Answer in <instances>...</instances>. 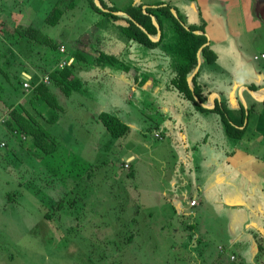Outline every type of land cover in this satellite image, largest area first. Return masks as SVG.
Instances as JSON below:
<instances>
[{
  "label": "rangeland",
  "instance_id": "1",
  "mask_svg": "<svg viewBox=\"0 0 264 264\" xmlns=\"http://www.w3.org/2000/svg\"><path fill=\"white\" fill-rule=\"evenodd\" d=\"M45 1L36 0L23 19L15 16L17 25L34 21L37 38L22 37L13 49L18 26L8 19L7 30L0 28L6 84L0 89V264H264V189L248 173L227 174L225 154L223 160L198 154V160L147 148L162 137L157 129L167 118L166 102L181 98L171 81L172 50L142 45L139 51L119 29L123 21L98 14L88 0L48 24ZM108 1L127 7L133 0ZM143 1H166L183 22L205 24L218 63H203L201 70L219 76L209 87L218 82L229 89L248 79L264 86V14L258 9L264 0L223 7L210 0L205 15L195 0ZM171 28L166 22L164 29ZM127 49L140 59L126 63ZM101 51L119 59L122 71L99 65ZM135 66L145 68H137L140 73ZM14 110L37 120L42 144L7 128ZM101 111L120 115L131 132L111 136L98 120ZM53 112L55 123L49 121ZM233 146L223 137V152ZM130 150L144 154H134L131 163Z\"/></svg>",
  "mask_w": 264,
  "mask_h": 264
},
{
  "label": "trees",
  "instance_id": "2",
  "mask_svg": "<svg viewBox=\"0 0 264 264\" xmlns=\"http://www.w3.org/2000/svg\"><path fill=\"white\" fill-rule=\"evenodd\" d=\"M77 1L78 0H69L68 5L61 7L64 0H46L44 5V10H46L44 17L45 21L51 25L56 24L64 13V8L72 7L71 4L77 3ZM88 1L90 6L98 14L113 18L114 20H122L124 24L123 26H119V29L130 40L153 49L163 46L172 50L174 56L171 59V66L172 70L175 72L174 77L171 79L172 84L186 99L193 102L199 109L209 110L207 107H204L202 103H207L208 95L211 90L203 94L201 88L204 89L206 85L203 86L198 84L197 78L202 72L203 63L215 64L217 55L211 48V45L209 43L206 44L208 38L204 23L183 22V17L178 8L166 1L149 3L143 0L138 2L133 0L127 7H119L108 0H100L101 7H99L95 4L94 0ZM173 10L177 11L178 14L175 15ZM117 12H122L123 14H116ZM154 21L159 25L161 30V35L158 40H153L150 37L152 35H157L158 32ZM168 21L172 26L171 31H166V29H164V25ZM33 23L34 21L32 23L29 22L26 26L24 24H15L18 26L14 28L17 30V36L14 35L15 37L11 45L17 44L22 37L29 36V39L32 37L37 38L41 29L36 28ZM124 46H126V44ZM198 52H200L201 67L193 77V86H191L188 82V77L194 72L197 66ZM96 61L102 67H111L113 70L122 71V68H119L118 65L123 63L110 53L107 55L102 51L99 52ZM5 85V82L0 80V89ZM39 96L40 94H35L34 100H40L41 96ZM228 101L227 98H221L220 101L216 100L211 110L218 113L220 116L226 133L231 137L239 138L246 130V126H241L245 118L250 116L251 110L248 109L247 112L240 99L239 109L233 110L229 106ZM57 120L58 113L53 112L49 121L55 123ZM98 120L102 122L113 137H122L129 131V125L123 121L121 117L109 111H101L98 114ZM6 126L9 130H20L23 133H28L34 138L36 145L42 144L44 132H42V128L37 120L32 118L26 111L14 110ZM88 262H90L89 258Z\"/></svg>",
  "mask_w": 264,
  "mask_h": 264
},
{
  "label": "crops",
  "instance_id": "3",
  "mask_svg": "<svg viewBox=\"0 0 264 264\" xmlns=\"http://www.w3.org/2000/svg\"><path fill=\"white\" fill-rule=\"evenodd\" d=\"M35 1L36 0H30L29 2H22V0H4V2L0 1V28L7 30L8 19H12L11 21L16 24V15L17 17L18 15H20V17H22L23 19L25 14L24 12L26 10L28 11V9L33 7V5L37 4L35 3ZM195 1L198 5L199 10L204 13L203 15H205V9L207 8L208 3H210V0ZM216 1L221 7H223L224 3L225 5H228L233 1H242V4H248L249 6H251V3L253 2L252 0ZM17 6H20L22 12L18 11ZM258 9L260 10L259 13L264 14V2L259 3ZM248 12L250 11L248 10ZM259 13L257 14L259 15ZM251 15L255 17L254 14ZM2 42L5 41L2 40ZM9 42V40H6V43ZM209 44L211 45L210 41ZM12 46L14 48V45ZM135 46L140 47L138 50L142 51V45L137 43ZM127 51L129 50L127 49L126 53L132 52ZM261 54H264V52H262ZM122 56H125V60L127 61H124L129 64L130 62H132V60L137 61L138 59H140V57L135 56L134 53L126 55L124 54ZM261 58L264 59V57ZM135 67L136 70H140L137 68H145L143 66ZM139 72L141 73L143 71L140 70ZM215 75L216 74L213 73L211 76H209V74L205 70L202 71L197 78L198 84H201L203 86L206 85L204 89L201 88L203 94L211 90L208 95L207 103H202V105L206 107L205 105L211 104V98L214 93L217 94V96L215 95L214 97L215 101H220L221 98H227V100H229V106L233 110L239 109V99L242 101V103L244 101L246 103V106L244 105V103L243 105L246 111L248 112V109H250L251 114L249 117L245 118V121L241 126H246V130L242 133L241 137H231L226 133L225 130V135H223V129L221 131L217 129V126L221 127L218 121L219 116H213L215 118L213 120L212 115L216 112L212 111L211 107L208 108L209 110L199 109L193 102L185 99L184 96L179 92V90L176 89L178 91V96L181 98H177L178 101H168L164 105L165 108H168L167 111H169L167 113L168 119L164 117L160 123L161 126L158 125L157 129V131L162 134V137H159V140L156 143L148 144L147 148L150 150L151 154H192V156L194 158H198V160L201 159L198 154H205L206 156L207 154H220L218 155L220 160H223V154H225V161L229 165V168H227V174L234 173L235 171L239 170L241 171V173H248L250 181L255 185V187L264 189V86L248 79L246 81L238 83L237 81L233 84L229 83V89H225V83L222 86V83L219 84L218 82H214L213 85L209 87L207 85V82L210 81V78L214 77ZM216 76L219 79V76ZM260 77L261 78L259 80L261 82L264 80V74H262ZM119 79L123 78L120 77ZM126 83L130 84L131 81L127 79ZM140 86L144 89H147V82H140ZM240 88L242 91L240 90ZM183 101H187V103H184ZM112 113L115 114V112ZM169 114H171L172 117H168ZM119 117L121 116L119 115ZM123 121H125L129 125V131L123 135L127 136V134L131 132L132 125L125 119H123ZM199 124H202V126H199ZM209 133L211 134V136ZM212 133H214L215 136H212ZM223 137L234 142V146L232 147V149L225 152H223ZM128 154L131 155L128 156L127 160L132 163L135 159H137L136 155L134 154H144V152L130 150ZM202 160L204 163V158H202ZM221 165H223L222 161ZM212 183H215L214 179L212 180ZM205 187L208 186L206 185ZM199 190H201V188H199ZM185 204H182V206H185Z\"/></svg>",
  "mask_w": 264,
  "mask_h": 264
},
{
  "label": "water",
  "instance_id": "4",
  "mask_svg": "<svg viewBox=\"0 0 264 264\" xmlns=\"http://www.w3.org/2000/svg\"><path fill=\"white\" fill-rule=\"evenodd\" d=\"M94 2H95V4L96 5H98L99 7H101V5L99 4V0H94ZM173 12H174V10H173ZM154 23H155V25L157 26V29H158V32H157V37L156 38H154V37H152V36H150L153 40H158L159 39V37H160V35H161V30H160V28H159V25L154 21ZM209 43V41H207L206 42V44H208ZM200 52H198V63H197V66H196V68H195V70H194V72L188 77V82L190 83V80H192L193 79V77H194V75L198 72V70H199V67H200V65H201V58H200V54H199ZM215 95L217 96V94H215L214 93V95L212 96V98H211V104H207V105H205L207 108H212L213 106H214V104H215ZM242 100H243V98H242ZM243 103H244V105L246 106V103L243 101Z\"/></svg>",
  "mask_w": 264,
  "mask_h": 264
},
{
  "label": "built area",
  "instance_id": "5",
  "mask_svg": "<svg viewBox=\"0 0 264 264\" xmlns=\"http://www.w3.org/2000/svg\"><path fill=\"white\" fill-rule=\"evenodd\" d=\"M25 85H27V83H25ZM196 201H192V204L195 203Z\"/></svg>",
  "mask_w": 264,
  "mask_h": 264
}]
</instances>
